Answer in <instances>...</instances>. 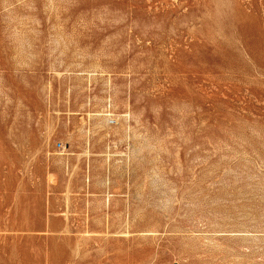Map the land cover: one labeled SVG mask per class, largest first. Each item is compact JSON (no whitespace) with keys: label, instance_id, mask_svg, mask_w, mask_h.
Wrapping results in <instances>:
<instances>
[{"label":"rangeland","instance_id":"rangeland-1","mask_svg":"<svg viewBox=\"0 0 264 264\" xmlns=\"http://www.w3.org/2000/svg\"><path fill=\"white\" fill-rule=\"evenodd\" d=\"M0 264H264V0H0Z\"/></svg>","mask_w":264,"mask_h":264}]
</instances>
